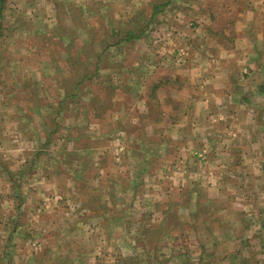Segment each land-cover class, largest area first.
<instances>
[{
  "label": "rangeland",
  "instance_id": "obj_1",
  "mask_svg": "<svg viewBox=\"0 0 264 264\" xmlns=\"http://www.w3.org/2000/svg\"><path fill=\"white\" fill-rule=\"evenodd\" d=\"M186 1L169 6L138 43L111 49L114 64L81 84L82 66L71 60L92 69L101 47L99 38L88 42L96 18L76 8L101 2L133 15L149 0H7L0 230L4 220L19 228L0 239L15 249L3 264L209 263L206 252L230 236L248 241H228L240 247L241 264H264V13L254 20L251 11L263 0H197L188 8ZM249 31L255 38L240 40ZM218 71L230 75L212 78ZM77 83L81 97L68 104ZM213 85L227 91L215 96L228 107L215 112L214 120L223 118L216 122L207 117ZM156 86L160 107L150 99ZM62 100L81 121L77 145L58 116ZM209 124L217 143L200 135ZM50 130L53 144L36 161Z\"/></svg>",
  "mask_w": 264,
  "mask_h": 264
},
{
  "label": "trees",
  "instance_id": "obj_2",
  "mask_svg": "<svg viewBox=\"0 0 264 264\" xmlns=\"http://www.w3.org/2000/svg\"><path fill=\"white\" fill-rule=\"evenodd\" d=\"M175 1L177 0H149V2L147 3L148 6L145 7V9H143L142 11H137L135 14L133 15H124L120 12H118L116 10V8H114V5L111 4V6L109 5H104L101 2H97L96 4L93 5L91 10H85L83 8H76L75 12L79 13L82 17H85V14H88L94 21V19L96 18V21H94L96 23V26H91L90 27V32H89V36H88V42L92 43L91 41H96L97 38H99V46L101 47V50L99 52V54H95V59H96V64L94 66V68L92 69H88V67L86 66V64L84 63H79L77 61V59H72L71 62L73 63V66L76 67H80L81 68V73L83 78L80 79V74L78 73L77 75H79V80L80 83L82 84V82H91L93 81L94 78H100L101 77V71L103 68V64L106 62V64L108 65V63L110 64H114L113 62H111L110 60V54L108 55V52L111 49L114 48H119V49H123L128 45H133L138 43L140 40L144 39L146 37V33L149 31V29L151 27H153V25H155V23H157L158 19L160 16H162L163 14H165L169 8V6H171ZM197 0H187L186 4H188L187 8L190 7L191 5H193ZM7 5V0H0V21H2L1 23L3 24V20H4V9L6 8ZM102 6V7H100ZM113 6V7H112ZM104 8L105 10L103 11ZM71 8H69L68 10V14L71 16V20L72 18V13H71ZM102 18H106L104 24H106V26L103 25H97L99 24V20ZM102 23V22H101ZM1 24V26H2ZM86 24V23H85ZM110 25V26H109ZM102 26V27H101ZM83 27V26H81ZM100 27V28H98ZM84 28V27H83ZM63 29V27H62ZM99 29L101 30H105V37H101V35L98 33ZM209 32L212 31V29L210 27L206 28ZM73 31H79L77 30L75 27H73L72 29ZM85 30V29H83ZM64 31H68L65 29H63L62 32ZM72 34H76L75 32H72ZM66 36V34H65ZM219 37L224 38L225 43H228V40L231 41L233 38H228L225 35H221ZM76 37L73 36V40ZM228 39V40H227ZM87 42V43H88ZM72 45V42L70 43L69 46ZM90 54L87 55V57ZM110 58H109V57ZM109 67V66H108ZM77 69V67H76ZM159 87V86H158ZM75 91L76 94L74 92V90L72 91V88L69 90V95L68 98H72V101H68L67 103H76L78 101V99H80V94L77 91L81 92V86L79 87V84L77 83L75 86ZM161 88V87H160ZM157 90V86L155 87V89H153L152 91V97L150 98L151 100L154 99V101L158 102L157 105L158 107H160V102H159V98H157V96H155V92ZM260 96L264 97V85L260 86V92H259ZM67 97V96H66ZM66 99V98H65ZM77 115V114H76ZM58 116L62 117V120L64 121V123H67V133H66V138L68 141H72L74 140L75 144L77 145V142H79L78 138H74V136H72V133L77 134V127H79V124L81 123V121L78 123V126L76 125V119H75V113H73V109H71L70 107L66 106V102L65 100H62L60 102V108L58 111ZM74 117V118H73ZM70 119H73V122L71 123V125L69 126L70 123ZM57 131L52 132L51 130L48 131V134H46L45 139H44V143L40 145L41 149L40 152L38 154V157L36 158V161L40 158L41 153H43V150L45 148H50L51 145L53 144V138L55 137ZM64 137V136H63ZM264 224V223H263ZM262 228L263 225H262ZM177 240V238H174L173 240ZM10 240H11V236H10ZM239 241L242 242V244L245 247L247 245V240L243 237H226V239H222L220 246L218 247V249H214L211 251H207L206 252V256H208L210 258V262L207 263V261H205V259H199V261L196 264H223V261H229L231 264H241L240 260V247L236 248L235 246H227L228 245V241ZM217 245V244H216ZM218 246V245H217ZM223 248V249H222ZM205 255V252H204ZM186 255H183L181 257H185ZM139 258V257H138ZM181 259V258H180ZM140 260V259H139ZM187 259L185 260L184 264H190L189 262H187ZM142 261L140 260V262L138 261L137 263H134V261L131 259V261L129 262L130 264H139ZM245 263V262H244Z\"/></svg>",
  "mask_w": 264,
  "mask_h": 264
},
{
  "label": "crops",
  "instance_id": "obj_3",
  "mask_svg": "<svg viewBox=\"0 0 264 264\" xmlns=\"http://www.w3.org/2000/svg\"><path fill=\"white\" fill-rule=\"evenodd\" d=\"M253 4H252V6H254V2H252ZM261 4H264V0L261 2ZM251 11H252V16H253V18H254V20H255V17H257L258 16V13H264V6H260V7H257V4H256V6L253 8V7H251ZM253 18H252V21H254L253 20ZM251 27H253L254 28V26L252 25V23H250L249 24ZM246 30L248 29L247 28V26H246V28H245ZM255 29V28H254ZM254 33H250V31L248 32V34L246 35L245 33L244 34H241V36H240V40H242L243 38H246V39H251V38H255V36L253 35ZM228 35V37H230L229 35L230 34H227ZM253 35V36H252ZM223 59H222V62L223 61H226V59L227 58H229V57H227V56H223L222 57ZM247 61H250L249 59L247 60ZM224 68H226V67H224ZM226 70H228L229 71V69H227L226 68ZM218 72H220V73H213V75H212V78H228L229 77V75L230 74H228L229 72H227V71H224V72H222V71H218ZM213 87H215L214 85H213ZM227 93V91H225V89L223 90V89H221L220 88V86H218V87H215V88H212L211 90H210V93H209V99H207V105H208V118H210V119H213V121L214 122H216L218 119L220 120H222L223 118H220L219 116V118H217V120H214V118H216L215 117V112H219L221 109H224V108H226V109H228V107H226V105H224V104H222L223 102H216V95H218V96H221V95H223V94H226ZM218 101V100H217ZM243 105H246V104H243ZM242 105V106H243ZM212 112H214V114L212 115ZM208 130L206 131V132H204V133H201L200 135H202V137H203V142L204 143H208V144H210L209 143V141H210V137H212V138H214V140H215V142L217 143V139H222V137H220V138H218L219 137V134H218V131H216L215 132V129L213 128V126L211 125V124H209L208 125ZM213 128V129H212ZM191 135H192V132L190 133ZM195 136V135H194ZM188 140H189V136H187L186 137ZM208 138V139H207ZM186 139V140H187ZM192 139V138H191ZM191 139H190V142H191ZM185 140V142H186V144H185V147L184 148H191V147H193V145L190 143V142H188V141H186ZM197 140V138H195L194 139V141H196ZM208 144H207V147H208ZM210 151V150H209ZM212 152V151H211ZM212 154L213 155H211L212 157H213V161H215V159H214V152H212ZM182 156V155H181ZM180 156V157H181ZM216 162V161H215ZM2 173H1V171H0V175H1ZM0 182H1V178H0ZM2 188V187H1ZM3 191V190H2ZM4 196L1 194V192H0V204H1V202L3 201V198ZM12 198V197H11ZM14 200V199H13ZM5 201V200H4ZM15 201V200H14ZM14 219V218H13ZM14 220H19V217L18 216H16V219H14ZM1 221H3V219L1 220V218H0V222ZM4 223H8L9 224V221L8 220H4ZM17 223V222H16ZM5 224V225H6ZM4 225V227L6 228L5 230H0V239L1 238H5V239H8V240H10V236H11V240L13 239V238H15L16 236H17V233H18V226H19V224H15L14 225V228H13V226H12V224H10V225H8V227H6ZM2 241H0V243H1ZM10 254H15V249L13 250V252H9V249L8 248H2L1 246H0V264H3L4 262H3V259L4 260H6L7 258H9V257H11L10 256ZM18 254V249H17V251H16V255ZM8 260V259H7ZM6 264H7V262H6Z\"/></svg>",
  "mask_w": 264,
  "mask_h": 264
}]
</instances>
